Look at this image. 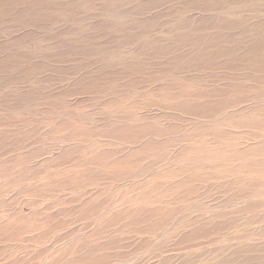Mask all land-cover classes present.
Here are the masks:
<instances>
[{"label": "rangeland", "instance_id": "rangeland-1", "mask_svg": "<svg viewBox=\"0 0 264 264\" xmlns=\"http://www.w3.org/2000/svg\"><path fill=\"white\" fill-rule=\"evenodd\" d=\"M39 1L0 0V225L24 219L0 240V264H264V156L191 160L184 150L206 128L224 133L229 154L261 136L252 122L264 120V46L257 57L253 47L264 45V0H209L213 10L199 0ZM194 86L207 95L190 102L224 112L187 110ZM120 122L159 129L122 156L148 140L167 145L127 177L100 175L114 158L84 169L88 155L122 149L98 136ZM169 125L176 133L162 135ZM76 147L80 167L66 155ZM83 204L92 215L57 216ZM136 208L143 219L126 213ZM46 214L54 219L41 227ZM83 241L89 249L73 252Z\"/></svg>", "mask_w": 264, "mask_h": 264}, {"label": "bare ground", "instance_id": "bare-ground-1", "mask_svg": "<svg viewBox=\"0 0 264 264\" xmlns=\"http://www.w3.org/2000/svg\"><path fill=\"white\" fill-rule=\"evenodd\" d=\"M48 1L49 0H44L43 4H48ZM53 1L54 0H52V3H53ZM124 1L126 2L129 0H124ZM9 2H10V0H9ZM40 2L42 3L41 0L38 3H40ZM196 4L203 6V8L211 7L212 10L215 7L219 6V4L217 2L209 1V0H199V2H197ZM36 6H38V5H36ZM216 23H218L219 26H223V25L229 24L230 22L227 20H217ZM262 27H264V22H262ZM259 44L260 45L253 47V52L256 50L254 52V57L259 56L258 51H260V49H261L260 46H264L261 42ZM259 54H261V53H259ZM194 88L195 89L193 91H188V92H190V94H187L188 102H189L188 104H186V107L188 108L187 110H189L192 113H199L200 112V113L205 114V116L207 114L217 115V114L224 112L221 108L224 105L223 103L211 102V103H207L206 105H199V104H196V102H190L189 100H191L193 97L195 98L197 96H206L207 95V92L200 91L199 89L196 88V86H194ZM182 96L186 97L185 95H182ZM260 99H261V97H253V98H248V99H236V98H234L230 102V104L232 106H237V105L245 103V102H258ZM190 104L192 106H190ZM253 114H258V112L255 111V112H253ZM74 119H76V118H74ZM234 125L244 127V124H242V123L240 125H237V123L234 122ZM252 125H254V127H258L260 129L259 133L261 136L255 134L254 132H251L250 134H248L246 136V139H247L248 143L252 142V145L245 151H237V150L234 151L233 150L231 152V154L227 153L224 146H223V143L221 142V139L224 137V133L219 131V130L206 128L205 130L202 129L201 131L198 132L200 137L196 140L195 144L193 143L192 146L184 148L186 155L189 156L191 158V160L192 159H200L197 157V154H199V153H202L200 157L203 160H218V159L224 160V159H227L229 157H244L247 155H252V156H254V158L264 156V120L261 122L254 121V122H252ZM252 125H248L246 127L254 128ZM105 128L106 129L104 130V132H102V134H100L98 136L103 137V138L107 137V138H111V139L115 140L116 141L115 143H117L116 146H118L122 149L121 150L120 149L114 150V149L108 148V150L94 152L92 157H89V155H88V158H87L85 164L83 165L84 169H87L88 165L90 163L97 165L99 163H104L106 160H111L114 158L115 162L113 164H105L104 165L103 170L100 173V175H102V176H113L114 174H117V175L119 174L122 177H127L130 172H133L136 169L135 166L139 163V161L142 158L146 159L147 156L149 155V153L152 154L154 150H156L158 148L161 149L162 147H165L167 145V142H165L164 140H160V142L148 140L147 142L140 145L139 149L135 148V151H133V152L130 151L129 154L122 156L121 151H123L124 148H129L130 146H133V144L138 145L140 140L142 138H144L145 136H147V134H149V133H152L155 135L156 132H159L158 127L152 123L148 124V125L147 124L146 125H134V124H128V123L120 122V124H116V125H112V126L109 125V126H106ZM69 129L72 131V133L74 135H76L80 138H82V135H84L86 137L90 136V133L88 134L85 129L74 128L72 126H69ZM177 130L178 129L176 126L169 125V126L163 127L162 135L166 134V133H176ZM238 141H239L238 138L233 137V138H231V141L227 142V143L236 144ZM16 144H18V143H16ZM81 152H82V150L78 147L66 151V155L73 159V160H70L71 161L70 163H74L75 166L80 167L81 163L79 162V157H77V154L81 153ZM178 155L175 156V158H177ZM115 157H117V159H115ZM75 161H78V162H75ZM66 162L69 163V161H66ZM12 163H14V162H12ZM126 163H129L131 166H134V168L131 171H125L123 169V166ZM50 164H51V162H45L42 164L41 168L42 169L48 168L50 166ZM1 167L3 168V171H5V166H1ZM151 169L152 168L149 166L143 170L139 169V174L142 176H144L145 174L148 175V173H149V171H151ZM30 170L25 171V174L27 177L31 176L33 174L30 172ZM194 170H196V169H194ZM135 181H137V180H135ZM146 181H148V180H146ZM181 184L183 185L185 183L182 182ZM141 201L145 202L144 200H141ZM135 202L140 203L138 200H136ZM31 205L35 206L36 204L33 203ZM105 205H106L105 203L101 204L102 207L103 206L105 207ZM85 206H86V204H83L79 208L73 207L72 209H68V210L66 209V210L58 213L57 216L63 215V216L67 217L68 214H70V213L80 212V211L81 212L84 211L83 212L84 214L92 215L94 209L91 208L89 210H82ZM101 206H100L99 212L102 209ZM48 208H49V206H48ZM144 212H145L144 209L139 211L138 208H136L134 211H127L126 213L129 214V217L132 216V218L134 217L133 219L138 220V219H143L142 217L144 215ZM123 215H124V213L120 212V213L113 214L110 218H107L106 220H103L100 229L103 231V230L107 229L106 227L114 226L116 223V220L121 219V217ZM89 218H92V217H89ZM53 219L54 218H50V216L48 214H46L45 218H43L41 216H37L38 222H41L42 224H40V225H43L41 227H44L45 225H47V223L51 222V220H53ZM17 221H24V219L17 216L14 218V220L9 221L6 225H4V226L0 225V240L4 239L6 234L10 233L14 229V224ZM105 221H107V222H105ZM75 246L72 249L73 252L74 251L75 252H77V251L82 252L84 250L89 249V247L91 245H89L88 242L83 241V242L77 244L76 247ZM96 248L97 247L94 246L91 250H89L88 253H86V255L84 256L85 257L84 260H86L87 258H90L92 256V254L94 253V250ZM79 260L82 261V259H79ZM17 264H20V263H17ZM95 264H98V262H96Z\"/></svg>", "mask_w": 264, "mask_h": 264}]
</instances>
